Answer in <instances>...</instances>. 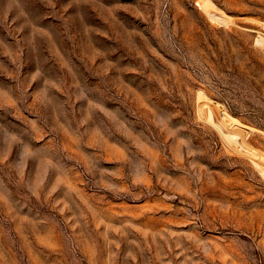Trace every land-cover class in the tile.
<instances>
[{
	"label": "rangeland",
	"instance_id": "rangeland-1",
	"mask_svg": "<svg viewBox=\"0 0 264 264\" xmlns=\"http://www.w3.org/2000/svg\"><path fill=\"white\" fill-rule=\"evenodd\" d=\"M259 36L264 0H0V264H264Z\"/></svg>",
	"mask_w": 264,
	"mask_h": 264
},
{
	"label": "bare ground",
	"instance_id": "bare-ground-1",
	"mask_svg": "<svg viewBox=\"0 0 264 264\" xmlns=\"http://www.w3.org/2000/svg\"><path fill=\"white\" fill-rule=\"evenodd\" d=\"M257 42H259L261 45H263L264 46V38L262 37V36H259L258 37V41ZM202 102V101H201ZM203 103V102H202ZM205 103V102H204ZM207 104H210V103H207ZM206 105V104H205ZM209 106H211V105H209ZM208 106V107H209Z\"/></svg>",
	"mask_w": 264,
	"mask_h": 264
}]
</instances>
